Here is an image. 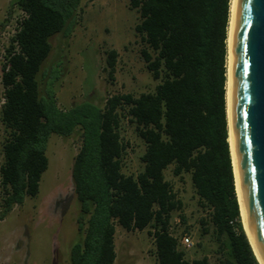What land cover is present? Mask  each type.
Masks as SVG:
<instances>
[{
    "label": "trees",
    "instance_id": "16d2710c",
    "mask_svg": "<svg viewBox=\"0 0 264 264\" xmlns=\"http://www.w3.org/2000/svg\"><path fill=\"white\" fill-rule=\"evenodd\" d=\"M230 3L128 0L140 17L135 31L145 44L146 69L158 82L155 90L138 97L103 95L101 104L84 100L63 109L56 98L63 68L43 65L52 37L67 40L77 26L81 0H12L10 7L23 16L1 75L0 221L38 195L50 136L79 133L71 169L78 238L69 249L70 264H114L116 225L126 231L152 228L158 264H209L205 256L188 260L174 237L171 216L183 205L165 178L171 165L175 177L190 174L199 206L207 211L203 233L215 238L219 264H259L241 223L228 142ZM106 54L105 70L113 81L117 52ZM124 123L132 124L145 144L143 169L136 174L122 171Z\"/></svg>",
    "mask_w": 264,
    "mask_h": 264
},
{
    "label": "rangeland",
    "instance_id": "374dc122",
    "mask_svg": "<svg viewBox=\"0 0 264 264\" xmlns=\"http://www.w3.org/2000/svg\"><path fill=\"white\" fill-rule=\"evenodd\" d=\"M11 1L0 0V109L6 49L17 21L23 16L17 7H10ZM139 22V14L129 7L128 0H81L77 26L67 40L61 35L52 37L51 53L43 65L44 70L56 64L63 68L56 88L60 108L68 109L72 103L84 100L101 104L103 95L130 93L138 97L155 90L158 82L152 79L141 57L145 44L135 31ZM110 50L117 52L113 81L108 80L105 70L106 53ZM4 136L0 121V162ZM122 138L127 144L122 171L136 174L143 169L144 141L135 127L127 123H124ZM79 146V133L70 138L50 136L46 150L48 168L42 174L38 195L26 198L21 206H14L0 221V264H70L69 249L78 238L79 213L71 169ZM172 169L173 165L167 168L165 178L183 205L171 216L174 235L187 234L192 238L193 248L185 251L188 260L205 256L209 264H219L222 256L215 238L203 233L205 226L201 219L207 211L199 206L190 174L184 173L178 178L173 176ZM1 196L0 187V202ZM115 228L114 264H158L152 228L142 231H126L118 225Z\"/></svg>",
    "mask_w": 264,
    "mask_h": 264
},
{
    "label": "water",
    "instance_id": "95a60500",
    "mask_svg": "<svg viewBox=\"0 0 264 264\" xmlns=\"http://www.w3.org/2000/svg\"><path fill=\"white\" fill-rule=\"evenodd\" d=\"M229 48L238 188L248 232L264 264V0H235Z\"/></svg>",
    "mask_w": 264,
    "mask_h": 264
},
{
    "label": "bare ground",
    "instance_id": "6f19581e",
    "mask_svg": "<svg viewBox=\"0 0 264 264\" xmlns=\"http://www.w3.org/2000/svg\"><path fill=\"white\" fill-rule=\"evenodd\" d=\"M234 4L235 0H231L230 3V16H229V25H228V33H227V62H226V83H225V101H226V114H227V122H228V142H229V148L231 153V159H232V167H233V175H234V183H235V191L237 195V200L239 203V211H240V218L241 223L243 226V230L245 231L249 242L252 246L253 252L258 259L260 264H263L260 256L256 250V247L252 241V238L248 232L242 206H241V200H240V194H239V188H238V179H237V170H236V161H235V151H234V142H233V129H232V115H231V90H232V71H231V62H230V29H231V22H232V15L234 10Z\"/></svg>",
    "mask_w": 264,
    "mask_h": 264
},
{
    "label": "built area",
    "instance_id": "2783aa9c",
    "mask_svg": "<svg viewBox=\"0 0 264 264\" xmlns=\"http://www.w3.org/2000/svg\"><path fill=\"white\" fill-rule=\"evenodd\" d=\"M174 237L178 238L179 245L185 251H190L193 248L192 238L187 234H181L179 237L174 235Z\"/></svg>",
    "mask_w": 264,
    "mask_h": 264
},
{
    "label": "crops",
    "instance_id": "0c3cea01",
    "mask_svg": "<svg viewBox=\"0 0 264 264\" xmlns=\"http://www.w3.org/2000/svg\"><path fill=\"white\" fill-rule=\"evenodd\" d=\"M64 109V108H63Z\"/></svg>",
    "mask_w": 264,
    "mask_h": 264
}]
</instances>
